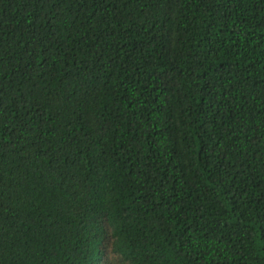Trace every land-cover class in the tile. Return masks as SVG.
Instances as JSON below:
<instances>
[{
	"label": "trees",
	"instance_id": "trees-1",
	"mask_svg": "<svg viewBox=\"0 0 264 264\" xmlns=\"http://www.w3.org/2000/svg\"><path fill=\"white\" fill-rule=\"evenodd\" d=\"M0 264H264V0H0Z\"/></svg>",
	"mask_w": 264,
	"mask_h": 264
}]
</instances>
